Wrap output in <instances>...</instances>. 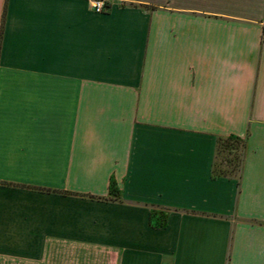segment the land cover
I'll return each mask as SVG.
<instances>
[{
    "label": "crops",
    "instance_id": "crops-1",
    "mask_svg": "<svg viewBox=\"0 0 264 264\" xmlns=\"http://www.w3.org/2000/svg\"><path fill=\"white\" fill-rule=\"evenodd\" d=\"M94 1L0 0V264H264V0Z\"/></svg>",
    "mask_w": 264,
    "mask_h": 264
},
{
    "label": "rangeland",
    "instance_id": "rangeland-1",
    "mask_svg": "<svg viewBox=\"0 0 264 264\" xmlns=\"http://www.w3.org/2000/svg\"><path fill=\"white\" fill-rule=\"evenodd\" d=\"M243 147L242 141L228 140L222 142L215 164V174L237 177L243 157Z\"/></svg>",
    "mask_w": 264,
    "mask_h": 264
},
{
    "label": "built area",
    "instance_id": "built-area-1",
    "mask_svg": "<svg viewBox=\"0 0 264 264\" xmlns=\"http://www.w3.org/2000/svg\"><path fill=\"white\" fill-rule=\"evenodd\" d=\"M93 7L96 9L98 12H103L107 9V5L103 0H95Z\"/></svg>",
    "mask_w": 264,
    "mask_h": 264
},
{
    "label": "trees",
    "instance_id": "trees-1",
    "mask_svg": "<svg viewBox=\"0 0 264 264\" xmlns=\"http://www.w3.org/2000/svg\"><path fill=\"white\" fill-rule=\"evenodd\" d=\"M263 38H264V30H263ZM228 140H234V141H241V140H238V139H227V140H223L222 142H225V141H228ZM221 142V143H222ZM243 146H244V143H243ZM220 147V146H219ZM244 148V147H243ZM243 159V157H242ZM241 164H242V161H241ZM240 169H241V166H240ZM240 172V171H239Z\"/></svg>",
    "mask_w": 264,
    "mask_h": 264
}]
</instances>
